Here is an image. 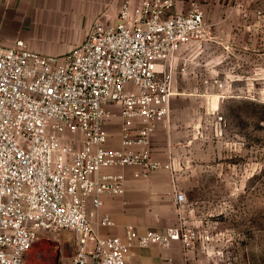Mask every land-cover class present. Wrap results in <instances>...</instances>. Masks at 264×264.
<instances>
[{
	"label": "built area",
	"instance_id": "1",
	"mask_svg": "<svg viewBox=\"0 0 264 264\" xmlns=\"http://www.w3.org/2000/svg\"><path fill=\"white\" fill-rule=\"evenodd\" d=\"M176 3L122 0L115 24L97 20L61 55L22 38L0 43V264H27L33 244L63 228L76 233L66 264H125L137 248L195 246L197 230L181 223L101 236L87 209L90 197L97 210L103 194H123L129 168L135 178L175 170L173 159L154 157L152 137L170 121L174 61L208 35L199 7L166 15ZM114 107L118 146L108 127ZM175 197L186 201L182 191ZM101 224H112L108 214Z\"/></svg>",
	"mask_w": 264,
	"mask_h": 264
},
{
	"label": "rangeland",
	"instance_id": "2",
	"mask_svg": "<svg viewBox=\"0 0 264 264\" xmlns=\"http://www.w3.org/2000/svg\"><path fill=\"white\" fill-rule=\"evenodd\" d=\"M199 8L208 35L173 63L176 112L160 150L175 153L172 180L186 198L175 224L197 230L190 250L214 264H264V0ZM75 248V231L63 228L37 240L27 264H66Z\"/></svg>",
	"mask_w": 264,
	"mask_h": 264
},
{
	"label": "crops",
	"instance_id": "3",
	"mask_svg": "<svg viewBox=\"0 0 264 264\" xmlns=\"http://www.w3.org/2000/svg\"><path fill=\"white\" fill-rule=\"evenodd\" d=\"M209 0H177L174 8L166 15L186 12ZM122 0H0V43L12 45L17 39L26 40L31 48L47 55H61L81 42L93 24L100 20L105 24L118 21ZM132 6L140 0H131ZM193 47L182 50L176 60L184 54H190ZM189 52V53H188ZM182 73L184 69L181 67ZM215 105V104H214ZM216 106V105H215ZM114 116L119 118L118 109L114 107ZM171 113L176 112V107ZM116 128L117 137L110 141L111 146L120 142V126ZM172 123L159 124L152 137L154 157L165 162L176 159L169 146L165 154L160 150L165 145L166 136H170ZM128 179L123 194L105 193L102 204L96 210L93 198L87 200L88 211L95 212L92 222L101 236L123 235L127 225H134L140 231L154 229L163 231L178 221L185 205H179L175 197L172 172L161 168L153 171L147 178H135L132 169L127 170ZM108 214L111 225H102L101 218ZM199 250H185L180 242L170 246L151 245L133 250L126 258L125 264H214Z\"/></svg>",
	"mask_w": 264,
	"mask_h": 264
}]
</instances>
